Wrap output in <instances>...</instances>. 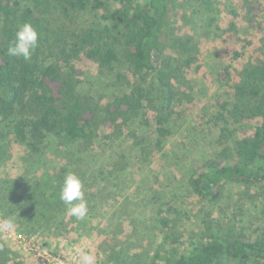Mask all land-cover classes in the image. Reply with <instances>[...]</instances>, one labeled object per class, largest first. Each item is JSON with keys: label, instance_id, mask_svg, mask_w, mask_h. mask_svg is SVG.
<instances>
[{"label": "trees", "instance_id": "16d2710c", "mask_svg": "<svg viewBox=\"0 0 264 264\" xmlns=\"http://www.w3.org/2000/svg\"><path fill=\"white\" fill-rule=\"evenodd\" d=\"M231 1L28 0L24 5L21 0H0V164L11 158L8 136L25 145L29 156H38L49 136L73 148V154L62 151L65 164L45 182L33 181L22 187L0 180V216L25 235L41 231L64 234L73 223L80 227L82 223L68 213L60 199L65 175L75 173L83 183L85 198L91 197L80 155L89 153L87 149L100 129H110L111 137L126 130L130 139L131 122L149 113L156 135L152 148L162 149L176 107L184 99L191 101L179 90L187 83L183 81L185 70L197 62L206 42L225 33H239L240 8ZM241 1L249 22L250 13H257L259 5ZM176 9L182 11L187 28L183 35L175 33L172 26ZM97 12L102 13L97 24L78 27L85 14ZM223 15L230 17L226 29L220 24ZM25 23L38 31V46L29 60L9 57L7 49ZM234 55L240 58L243 52ZM82 57L95 62L101 75L114 77L125 92L111 101L82 99L77 93L76 67ZM250 62L237 73L233 102L221 107L235 123L255 120L258 124L196 168L190 179L193 192L211 203L221 198L227 184L240 185L248 192L264 183V57ZM229 69L227 66L225 77ZM224 117L220 114L218 119ZM222 131L220 139L226 137ZM133 145L142 155L148 148L141 147V142ZM76 154L80 155L75 159ZM110 166L106 174H98L102 181L118 179L127 169L128 159L114 160ZM95 189V197L100 199L98 186ZM91 203L87 201V215L95 208ZM155 215L161 237L148 262L136 254L129 262V255L115 253L105 242L98 246L103 260L116 264H264L262 238L245 240L210 227L185 236L172 231L173 222L181 219L175 210H158ZM11 256L14 253L0 239V264H13Z\"/></svg>", "mask_w": 264, "mask_h": 264}, {"label": "rangeland", "instance_id": "374dc122", "mask_svg": "<svg viewBox=\"0 0 264 264\" xmlns=\"http://www.w3.org/2000/svg\"><path fill=\"white\" fill-rule=\"evenodd\" d=\"M250 1L259 7H256L257 13H250L249 22L245 21L243 2L231 1L232 5L240 8L238 35L225 33L214 41L206 42L197 62L185 70L183 81L187 83L179 90L186 93L191 101L184 99L176 107L166 127L168 135L162 149L152 148L156 135L149 113L131 122L130 139L126 130L120 136L111 137L110 129H100L96 140L87 149L89 153L85 157L76 154L75 159L79 155L82 158L86 185L90 186L91 197L85 199L95 207L91 214L79 220L82 223L80 227L79 223H73L64 234L41 231L25 235L0 216V239L14 253V257L11 256L13 264H41L30 252L18 246L14 240L17 236L34 240L64 264L69 258H76V263L80 264L81 250L95 256V264H116L103 260L98 250L103 242L115 253L125 257L129 255L126 259L129 262L135 254L148 262L161 237L159 219L155 215L158 210L172 209L178 213L181 219L173 222L172 226V231L177 234L187 236L210 227L224 235L264 240V183L249 188L248 192L240 185L227 184L215 203L198 197L190 187L196 168L213 158L226 144L249 134L258 124L255 120L235 123L221 107L223 103L233 102L232 87L244 64L264 57V0ZM21 2L28 4V0ZM175 12L172 26L175 33L183 35L187 28L181 19L182 11L176 9ZM101 15V12L85 14L78 27H92ZM229 19L228 15H223L222 29L228 27ZM236 51L243 52V55L235 58ZM227 66L230 69L225 77ZM76 67L77 93L82 99L90 103L100 98L111 101L125 92L122 85L116 84L114 77L101 75L95 62L82 57ZM125 74L132 80L129 73ZM220 114L225 119L219 120ZM221 130L226 136L222 139L219 138ZM7 138L11 158L0 164V180L7 179L22 187L33 181L45 182L58 172L65 164L62 151L67 149L73 154L70 145L62 144L63 140L53 136L47 138L38 156H29L25 145L17 143L11 136ZM133 142H141V147H148L146 152L140 154ZM2 156L1 160H4ZM123 157L128 159V166L118 179L109 177L102 181L98 177L101 171L106 174L114 160ZM96 184L100 199L95 197Z\"/></svg>", "mask_w": 264, "mask_h": 264}, {"label": "clouds", "instance_id": "9594fccd", "mask_svg": "<svg viewBox=\"0 0 264 264\" xmlns=\"http://www.w3.org/2000/svg\"><path fill=\"white\" fill-rule=\"evenodd\" d=\"M39 38L38 31L30 23H25L17 30L14 41L10 43L7 49L8 56L21 57L24 60L31 59L33 51L38 46ZM60 199L67 206V211L71 216L78 220L86 217L88 206L83 183L75 173L69 172L65 175ZM80 264H95V256L81 250Z\"/></svg>", "mask_w": 264, "mask_h": 264}, {"label": "built area", "instance_id": "2783aa9c", "mask_svg": "<svg viewBox=\"0 0 264 264\" xmlns=\"http://www.w3.org/2000/svg\"><path fill=\"white\" fill-rule=\"evenodd\" d=\"M19 247L31 253L32 256L41 264H64L61 260L50 254L46 249L39 247L37 242L30 239H25L20 236L14 238ZM66 264H77L76 258H69Z\"/></svg>", "mask_w": 264, "mask_h": 264}]
</instances>
